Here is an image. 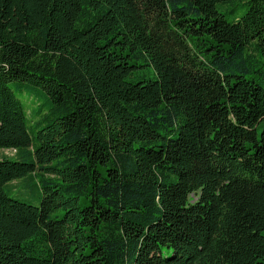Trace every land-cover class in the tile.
<instances>
[{
  "label": "trees",
  "instance_id": "16d2710c",
  "mask_svg": "<svg viewBox=\"0 0 264 264\" xmlns=\"http://www.w3.org/2000/svg\"><path fill=\"white\" fill-rule=\"evenodd\" d=\"M2 151L0 264H264V0H0Z\"/></svg>",
  "mask_w": 264,
  "mask_h": 264
},
{
  "label": "rangeland",
  "instance_id": "374dc122",
  "mask_svg": "<svg viewBox=\"0 0 264 264\" xmlns=\"http://www.w3.org/2000/svg\"><path fill=\"white\" fill-rule=\"evenodd\" d=\"M2 154H4V155H8V156H14V152L13 151H2L1 153H0V155H2ZM31 186V185H30ZM39 196V195H38Z\"/></svg>",
  "mask_w": 264,
  "mask_h": 264
}]
</instances>
